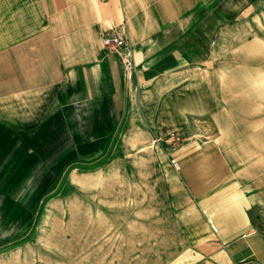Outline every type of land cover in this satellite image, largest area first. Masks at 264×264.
<instances>
[{
    "label": "crops",
    "instance_id": "0c3cea01",
    "mask_svg": "<svg viewBox=\"0 0 264 264\" xmlns=\"http://www.w3.org/2000/svg\"><path fill=\"white\" fill-rule=\"evenodd\" d=\"M245 6L0 0V234L8 217L22 229L24 188L49 184L37 178L48 141L67 140L65 165L92 162L141 123L189 140L165 154L188 243L167 264H264V21L250 28ZM113 29L131 46L129 79L127 47L102 42Z\"/></svg>",
    "mask_w": 264,
    "mask_h": 264
},
{
    "label": "rangeland",
    "instance_id": "374dc122",
    "mask_svg": "<svg viewBox=\"0 0 264 264\" xmlns=\"http://www.w3.org/2000/svg\"><path fill=\"white\" fill-rule=\"evenodd\" d=\"M231 2L246 5L241 13L250 28L252 20L264 21V0ZM122 126L96 161L65 165L58 155L67 145L62 137L43 146L49 154L37 178L49 184L24 188L22 229L8 217L0 264H167L187 255L169 193L175 172L165 154L189 140L180 135L174 146L150 138L141 123Z\"/></svg>",
    "mask_w": 264,
    "mask_h": 264
},
{
    "label": "built area",
    "instance_id": "2783aa9c",
    "mask_svg": "<svg viewBox=\"0 0 264 264\" xmlns=\"http://www.w3.org/2000/svg\"><path fill=\"white\" fill-rule=\"evenodd\" d=\"M102 42L104 46L112 48V49H122L124 47H127V50L125 53L122 55V62H123V67H124V72L126 77L129 79L132 75L133 72V64H132V50L130 44L126 43V37L124 32H122L119 29H113L108 32H106L103 37H102ZM161 136H158L155 141L159 142L161 140H164V142L171 143L174 146L179 145L181 138L180 135L178 134H168L167 137L163 138ZM174 167L178 169V165L174 163Z\"/></svg>",
    "mask_w": 264,
    "mask_h": 264
}]
</instances>
